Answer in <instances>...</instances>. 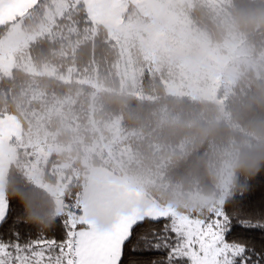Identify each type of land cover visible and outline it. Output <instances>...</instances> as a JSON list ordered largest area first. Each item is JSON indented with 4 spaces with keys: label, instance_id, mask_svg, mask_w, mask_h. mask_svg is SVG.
Wrapping results in <instances>:
<instances>
[{
    "label": "snow or ice",
    "instance_id": "6c2138e0",
    "mask_svg": "<svg viewBox=\"0 0 264 264\" xmlns=\"http://www.w3.org/2000/svg\"><path fill=\"white\" fill-rule=\"evenodd\" d=\"M111 7L0 0V80L36 71L34 55L56 75L52 58L107 22ZM13 138L20 142L15 130L0 131V264H264V176L238 198L181 209L118 181L53 183Z\"/></svg>",
    "mask_w": 264,
    "mask_h": 264
},
{
    "label": "trees",
    "instance_id": "16d2710c",
    "mask_svg": "<svg viewBox=\"0 0 264 264\" xmlns=\"http://www.w3.org/2000/svg\"><path fill=\"white\" fill-rule=\"evenodd\" d=\"M226 4L228 16L238 35L246 44L255 47L258 54L264 53V0H227ZM129 8L135 15L134 9ZM193 15L201 26L208 29L214 41H223L225 29L215 23L212 10L199 8ZM95 26L98 27L94 30ZM95 26L91 39L80 38L79 43L73 45L74 49L73 46L68 48L71 52L67 51L68 57L62 62L52 58V64L63 65L62 69L56 70V75L41 72L42 60L34 55L33 62L38 72H15L14 79L5 77L0 80V116H15L28 133L29 125L25 120L33 109L34 123L31 121L30 124L38 126L39 135L42 131L56 132L55 128L48 127L52 124L49 120L51 116L47 117V126L46 120L42 121L45 130L41 129L35 112L46 116L54 106V99H58L59 105L64 107L62 113L73 115L82 129L81 135L85 136L87 111L94 105L93 118L101 123V129L119 119L122 141H129L131 145L133 140L141 137V149L134 148L135 153L129 152L131 166L128 176L141 185V164L148 165L147 179L150 181L147 186H142L143 192L153 200L177 207L185 202L188 204L193 195L219 196L223 190L222 183L229 174V201L246 194L247 186L264 176V56L260 57L256 69L240 75L233 84L225 98L223 111L219 104L212 101L169 94L162 79L156 78L154 82L149 75L142 84L147 98H141L121 91L117 78L111 80L108 62L113 63L118 58L115 42L119 40L114 39V32L105 26ZM35 50L38 52L39 46ZM68 67H73V73L64 77ZM93 70L96 73H92ZM85 76L92 81L98 77L102 90L80 83ZM32 89L46 90L48 97L45 98L52 101L43 103L34 99ZM67 104L74 106L65 109ZM62 133L64 136H59L57 143L63 147V152L53 157L58 158L54 163L69 164L71 170L81 171L87 164L112 169L126 162L122 158L123 150L118 162L106 161L104 156L113 157V148L101 151L100 146H97L92 162L86 161L90 151H85V144L77 140L80 133ZM39 141L44 143L41 139ZM108 143L111 144L110 141ZM39 145L26 149H35ZM89 145L88 148L93 149L94 144ZM100 153L104 156L98 155ZM254 159L259 160L258 165L251 164ZM229 166L232 167L228 169ZM11 177H17L15 169ZM32 226L51 227L38 220L32 221ZM47 234L51 235L52 230ZM35 236L33 232L32 237Z\"/></svg>",
    "mask_w": 264,
    "mask_h": 264
},
{
    "label": "rangeland",
    "instance_id": "374dc122",
    "mask_svg": "<svg viewBox=\"0 0 264 264\" xmlns=\"http://www.w3.org/2000/svg\"><path fill=\"white\" fill-rule=\"evenodd\" d=\"M227 0H109L112 5L108 10V20L105 23H100L107 26L114 32L113 37L121 42L117 43V59L113 63L108 62L109 69L113 79L120 81V90L131 94H135L141 98H147L143 93V82L147 80L146 76H150L155 82L156 78L163 80L167 93L178 97H197L199 100L212 101L224 108V101L228 92L232 89L233 84L245 74L247 71L256 69L259 64L260 57L264 53L258 54L253 46L246 44L243 37L238 35L235 26L232 24L228 16ZM196 3V4H195ZM200 3V5H197ZM134 9L133 11L129 8ZM212 10V18L216 20L218 26L221 24L225 29L226 34L222 42L214 41L207 28L201 26L194 18V12L197 9ZM216 14L217 17L214 15ZM136 17V19H134ZM227 19L228 22L227 23ZM98 26L94 27V30ZM94 34L81 37L85 40L91 39ZM109 40V36H108ZM75 48L74 46L72 47ZM71 52V48L67 49ZM67 56L53 57L58 62H62L63 58ZM52 64V66L59 70L63 65ZM41 66V65H40ZM43 67V64H42ZM36 71L39 69L35 65ZM73 67L67 68V74L64 77H70L73 72ZM76 71V69L74 70ZM44 72V67L41 69ZM92 73H96L93 70ZM63 77V78H64ZM103 78H106L105 76ZM65 79V78H64ZM110 79V78H109ZM87 84L94 89L102 90V84L99 85V78L85 76V79L79 81ZM141 86V87H140ZM31 86L29 87V89ZM46 90L40 91L32 89L31 94L34 99L46 103L52 101L46 95ZM96 91L94 90V93ZM222 93V95H220ZM74 101V100H73ZM31 103V102H29ZM28 103V106L30 104ZM53 107L47 111V114H40L35 112L37 124L40 122L41 129L43 127V120L47 126V117L51 116L50 129H56V132L42 131L39 135L38 126H31L33 122L34 111L29 112V118L26 122L29 125V132L25 133L22 124L15 116H4L0 119V125H3V130H15L20 136V142L17 144L13 138V144L17 145V150L21 156L25 152L34 157L33 164L39 169V172L46 176V178L53 183H60L61 179H66L68 184L77 178L80 181H97L104 180L118 181L121 184L129 185L134 189L143 192L142 186L149 184L148 165L141 164V185H139L133 178L128 176L130 170L129 152L135 153L133 150L141 149V137L136 138L129 144V141H122L120 135V121L119 119L109 122L104 125L103 129L99 127L100 122L94 120L93 112L94 105L88 108L86 115L87 132L86 135H81L82 129L79 122L73 115L63 114L64 109L59 105L58 99H54ZM65 106V105H64ZM74 104H67L65 109H70ZM52 114V115H51ZM225 117L226 114H223ZM226 120V118H225ZM34 123V122H33ZM1 130V128H0ZM28 131V129L26 130ZM63 131L68 134L79 132L78 141L85 144V151H90L87 155L86 161L92 162L95 157L96 148L100 146L102 149L113 148V157H106L103 153L98 155L104 156L106 161L115 162L120 158V151H124L122 158L126 161L123 164L115 165L112 169L110 167L93 166L87 164L81 171L77 169L71 170V165L63 163H54L58 158H52L50 165L49 158L53 153L63 152V147L57 143L59 136H64ZM43 140L44 143L39 141ZM82 140V141H81ZM111 142V144L108 143ZM144 144H148L143 142ZM40 144L35 149L24 150L28 146L34 148L35 145ZM89 144H94L93 149H89ZM151 145V144H148ZM133 148H132V147ZM232 167L229 166L228 169ZM124 169L121 171L120 169ZM67 172H70L68 175ZM231 174L223 181V190L220 195L228 198ZM68 184L65 187H68ZM141 186V188H140ZM144 193V192H143ZM189 202L182 203L179 208L191 210L198 208L200 205L206 204L217 197H206L202 195L191 196ZM187 204V205H186Z\"/></svg>",
    "mask_w": 264,
    "mask_h": 264
},
{
    "label": "crops",
    "instance_id": "0c3cea01",
    "mask_svg": "<svg viewBox=\"0 0 264 264\" xmlns=\"http://www.w3.org/2000/svg\"><path fill=\"white\" fill-rule=\"evenodd\" d=\"M100 25H102V24H100ZM102 26H104V25H102ZM106 28H108V29H111V28H109V27H107V26H105ZM48 75V74H47ZM0 119H3L1 116H0ZM0 131H2V128H1V130ZM24 150H28V149H24ZM30 150V149H29ZM57 154H60V152H57V153H53V155L49 158V160H48V164L50 165V163H51V159L55 156V155H57Z\"/></svg>",
    "mask_w": 264,
    "mask_h": 264
},
{
    "label": "clouds",
    "instance_id": "9594fccd",
    "mask_svg": "<svg viewBox=\"0 0 264 264\" xmlns=\"http://www.w3.org/2000/svg\"><path fill=\"white\" fill-rule=\"evenodd\" d=\"M247 163H248V162L246 161V162H245V165H246V166H247ZM251 164L254 165V166H255V165H258V164H259V160H255V159H254V160L251 161Z\"/></svg>",
    "mask_w": 264,
    "mask_h": 264
}]
</instances>
